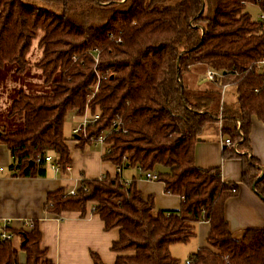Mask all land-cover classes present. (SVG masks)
<instances>
[{
	"label": "trees",
	"instance_id": "obj_1",
	"mask_svg": "<svg viewBox=\"0 0 264 264\" xmlns=\"http://www.w3.org/2000/svg\"><path fill=\"white\" fill-rule=\"evenodd\" d=\"M251 6L264 12V0H0V71L14 65L23 75L42 32L44 57L37 66L53 88L44 95L20 92L9 119L23 118V128L0 126L13 176L46 177L47 155L59 173L67 172L64 126L70 114H99L80 148L120 121L106 137L110 152L103 160L156 173L165 192L181 199L180 208L156 209L136 181L128 184L117 174L83 178L74 195L67 188L48 193L47 213L85 216L94 206L91 213L106 231L119 230L114 264H186L170 248L189 243L203 221L210 225L207 244L190 264H264V229H247L237 240L226 220V203L239 186L224 182L221 167L203 170L195 163L200 136L217 127L232 142L223 160L242 163V184L252 189L260 175V162L249 154L254 118L264 124V73L256 68L264 59V28L249 14ZM196 66L219 73L203 91L201 74L194 72L191 83L185 79ZM224 87L235 89L233 102L222 100ZM256 194L264 202V179ZM33 224L6 229L14 237L0 240V264H20V252L25 264H53L41 246L38 222ZM93 260L104 264L98 255Z\"/></svg>",
	"mask_w": 264,
	"mask_h": 264
},
{
	"label": "crops",
	"instance_id": "obj_2",
	"mask_svg": "<svg viewBox=\"0 0 264 264\" xmlns=\"http://www.w3.org/2000/svg\"><path fill=\"white\" fill-rule=\"evenodd\" d=\"M199 78L201 80V75ZM200 80L198 84L203 91L207 89V82L202 83L206 86L202 88ZM230 94L226 97L224 92L222 100L233 102L234 93ZM75 115L73 113L72 117H77ZM224 139L226 138H223L217 127L207 128L196 145L195 163L203 170L221 167L224 182L239 186L238 194L226 203L225 215L233 237L241 240L247 229H264V202L253 189L242 184L241 161L223 160ZM74 140L72 143L66 142L70 150L71 170L59 173L48 168V174L44 178L13 176L10 170L13 163L10 151L5 144L0 143V229L6 221H9L10 228L17 230L23 228L25 220L37 221L42 233L41 246L46 250L47 259L53 264H94L93 255H98L104 264H114L118 254L112 251V245L119 238V230L106 231L101 219L91 213V209L85 216L75 212L59 216L47 213L44 204L48 193L61 188L74 190L83 178L99 179L105 175L114 177L120 174L128 184L136 181L144 199L153 197L158 210H178L181 199L167 194L162 182L147 180L138 168L127 172L129 168L119 169L104 161L105 147L92 151V145L80 148V141L76 138ZM251 146L249 157L256 158L260 167L264 168V124L256 118L253 121ZM209 230L208 222L198 223L196 235L189 243L171 246L172 256L182 263L187 262L193 253L206 246ZM14 240L16 246L21 245L20 238Z\"/></svg>",
	"mask_w": 264,
	"mask_h": 264
},
{
	"label": "rangeland",
	"instance_id": "obj_3",
	"mask_svg": "<svg viewBox=\"0 0 264 264\" xmlns=\"http://www.w3.org/2000/svg\"><path fill=\"white\" fill-rule=\"evenodd\" d=\"M39 4H42L43 6L46 7H48L49 5V3H45V1H41L39 2ZM248 12L254 20L258 19L260 10L257 7L255 6L249 7ZM38 35H39L38 38L33 41L32 47L27 55L28 66L26 72L23 75L17 74L16 67L14 65H7L3 70L0 71V122H1L0 126L3 127L5 126V128L8 130H19L22 129L24 125L23 118L16 117L14 119H9V113L11 111L10 109L12 107V104L15 101V99L18 97V94L20 92L23 91L26 94L32 96V95L50 94L53 90L50 84L49 85L46 84L43 71L37 66V64L40 61H42L44 57L43 56L44 50L39 46V41L43 33L39 32ZM194 72L197 74H201L202 77L201 80L199 78V80L201 81V87L202 88L206 87L204 86V84L208 82V80L205 76L206 72L203 73V67L201 66L194 67L192 72L188 74V76H186L185 79H187V81L191 83V81L193 80L192 75L194 74ZM203 82L205 83L202 84ZM192 87L193 90H196L197 87L195 86V81L193 82ZM223 92H225L224 96L227 97L229 93L233 94L235 92V89L233 87H226ZM6 114H8V116H5ZM85 114L86 116L88 114V117L89 116L91 117L90 111H85L84 115ZM97 115L99 116V114ZM75 116L77 117L73 118L72 114H70L65 122L64 135L68 143L74 142L75 138L76 140H82L84 138H87V134L80 133L79 135L75 136V134L73 133V129L76 127L77 128L81 127L84 122L83 116H79L77 114ZM93 140H97V138L92 137L90 140L91 144H87V145H92L91 146L92 151H99L100 149H103V147H105V145L97 144ZM134 169L135 168L131 167L128 169L127 172H132L134 171ZM167 171L168 170L165 168L162 167L158 168V172L167 173ZM19 261L20 264H25V254L23 252L19 253Z\"/></svg>",
	"mask_w": 264,
	"mask_h": 264
},
{
	"label": "built area",
	"instance_id": "obj_4",
	"mask_svg": "<svg viewBox=\"0 0 264 264\" xmlns=\"http://www.w3.org/2000/svg\"><path fill=\"white\" fill-rule=\"evenodd\" d=\"M258 19L262 22V25H263V28H264V12L263 11H260L259 16H258ZM256 68H257L258 71H261L262 73H264V59L261 60L257 64V67ZM205 76H206L207 80L214 81L215 78L217 76H219V73H217L216 71H213V70H207ZM225 88L226 87H224L223 89H225ZM83 119H84L83 125L73 131V133L75 134V136L79 135L80 133H84L85 134L86 128L89 125H92L95 122H97L98 119H99V116L98 115H95V116H91V117L89 116L88 117V114H87V116L85 114L83 116ZM117 125H120V121L115 122L113 124V126H112V129L107 134L100 136L99 138H97V140H94L97 144H103V145H105V153H109L110 152V144H107L105 142L106 137L113 130H115V129L116 130H119V128H118ZM223 145H224V147L230 148V147H232V142L229 139H224ZM44 159H45V162L48 165V168H50L54 172H59L60 171L59 166L56 163H54V160H53V156L52 155H47ZM70 170H71L70 166H67V171H70ZM0 171H2V169H0ZM144 176L149 181H158V175L155 174V173L148 172ZM75 191H76L75 189L74 190H71L70 191V194L71 195H74L75 194ZM91 209L94 210L95 207L93 206ZM33 223H34L33 220H25L23 222V229H33V227H34V224ZM9 224H10L9 221H6L5 224L3 225V227L0 229V237H1V240L2 241H9V240H12L13 237H14L11 233H9V232L6 231L7 228H10L9 227ZM186 264H190V260H188Z\"/></svg>",
	"mask_w": 264,
	"mask_h": 264
},
{
	"label": "water",
	"instance_id": "obj_5",
	"mask_svg": "<svg viewBox=\"0 0 264 264\" xmlns=\"http://www.w3.org/2000/svg\"><path fill=\"white\" fill-rule=\"evenodd\" d=\"M178 73H179V69H178ZM235 150H236V148H235ZM259 168L261 170L260 175L258 176V178L255 181L253 188H252L255 193H256V184L264 179V168L263 167H259Z\"/></svg>",
	"mask_w": 264,
	"mask_h": 264
}]
</instances>
